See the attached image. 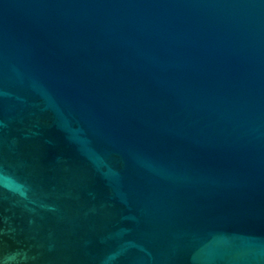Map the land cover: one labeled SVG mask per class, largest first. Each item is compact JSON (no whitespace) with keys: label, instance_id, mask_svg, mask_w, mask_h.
<instances>
[{"label":"water","instance_id":"obj_1","mask_svg":"<svg viewBox=\"0 0 264 264\" xmlns=\"http://www.w3.org/2000/svg\"><path fill=\"white\" fill-rule=\"evenodd\" d=\"M0 264H264V0H0Z\"/></svg>","mask_w":264,"mask_h":264}]
</instances>
